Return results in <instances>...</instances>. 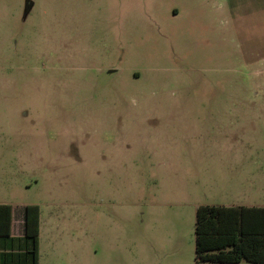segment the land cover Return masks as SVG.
I'll use <instances>...</instances> for the list:
<instances>
[{
  "label": "rangeland",
  "instance_id": "374dc122",
  "mask_svg": "<svg viewBox=\"0 0 264 264\" xmlns=\"http://www.w3.org/2000/svg\"><path fill=\"white\" fill-rule=\"evenodd\" d=\"M106 1L0 0V204L15 221L37 205L42 221H189L193 236L195 210L170 199L224 133L247 131L264 181V0Z\"/></svg>",
  "mask_w": 264,
  "mask_h": 264
},
{
  "label": "crops",
  "instance_id": "0c3cea01",
  "mask_svg": "<svg viewBox=\"0 0 264 264\" xmlns=\"http://www.w3.org/2000/svg\"><path fill=\"white\" fill-rule=\"evenodd\" d=\"M206 1L210 3V0ZM239 1L245 0H230V5ZM29 9L30 6L27 12ZM172 11L178 13L176 9ZM232 12L228 18L239 17L236 11ZM50 41L47 37L43 39L44 43H55ZM258 61L264 62V59L254 62ZM260 73L263 75L264 70ZM169 128L173 130L172 126ZM252 141L247 131L224 133L217 146L220 155L198 160L203 168L189 178L190 197H183L180 201L170 199V205L192 206L195 214L200 206L264 208L263 172L262 168H253ZM112 147L117 152L116 158L124 157V142H116ZM154 150L156 152L152 154L157 156L158 170L167 167L165 161H173L159 159L160 149L154 147ZM258 151L256 147L255 152ZM258 156L262 157L263 153H258ZM212 163L220 169L215 172L205 169ZM154 182L156 189L161 187L160 176ZM211 193L217 195L214 201L209 196ZM9 206L10 237H0V264H29L24 256L25 207L15 221L13 207ZM38 209L37 264H124L122 254L125 252L131 255L129 264H196L195 235L188 234L189 221H42L39 206ZM237 264L249 263L241 260Z\"/></svg>",
  "mask_w": 264,
  "mask_h": 264
},
{
  "label": "trees",
  "instance_id": "16d2710c",
  "mask_svg": "<svg viewBox=\"0 0 264 264\" xmlns=\"http://www.w3.org/2000/svg\"><path fill=\"white\" fill-rule=\"evenodd\" d=\"M25 254L37 264L39 209L24 208ZM11 207L0 204V237H10ZM196 264H264V208L200 206L195 214Z\"/></svg>",
  "mask_w": 264,
  "mask_h": 264
}]
</instances>
